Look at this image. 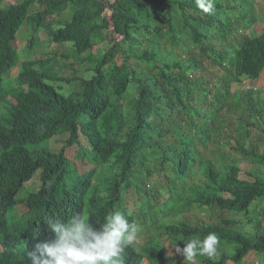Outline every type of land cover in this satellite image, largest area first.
<instances>
[{"label":"trees","instance_id":"1","mask_svg":"<svg viewBox=\"0 0 264 264\" xmlns=\"http://www.w3.org/2000/svg\"><path fill=\"white\" fill-rule=\"evenodd\" d=\"M226 1L215 0V11L208 15L196 0H17L6 5L0 0V264H32L26 251L34 240L36 221L31 216L37 209L26 198L28 209L16 225L5 211L12 212L22 179L39 169L42 188L56 191L59 209L64 210L69 196L80 195L85 217L97 211L96 195L117 198L118 191L109 188L125 177L137 187L147 212L159 202L156 218L177 208L210 207L206 202L221 181L230 183L225 190L232 194L264 199V135L254 141L246 123L255 124L241 112L224 128L205 116L206 94L213 85H207L209 74L216 84L213 67L230 70L223 86H217L222 98L232 83L240 82L242 46L248 39L242 37L241 44L228 40H236V29L253 21V0H230L232 8L241 9L231 21L223 11ZM40 30L56 46L53 53L34 57L41 47ZM25 31L27 43L19 53L13 41ZM262 38L264 33L258 40ZM25 52L32 58L20 59ZM58 55L73 61L60 63ZM16 65L17 74L8 79ZM244 98L247 114H258L260 108L249 95ZM228 102L231 108L233 94ZM231 124L236 135L229 130ZM51 137L54 151L41 144ZM155 155L161 156L160 173L167 165L174 173L182 171L179 165L184 171L198 168L191 175L173 174L165 185L174 195L160 197L162 186L148 187L156 168L149 166L150 157ZM74 160L91 167L79 175ZM249 161L260 169L248 171L249 180L242 179L240 166ZM187 176L185 196L177 186ZM242 207L264 218V203ZM93 219L92 224L100 223ZM192 222L184 234L197 236L199 223ZM146 229L162 230L163 225L156 220V227L143 226L141 231ZM177 236L169 239L175 242ZM147 237L145 245L131 253L139 250L151 264H183L167 260L161 242L150 233ZM261 243L257 252L264 256V236ZM198 259L205 263L204 256Z\"/></svg>","mask_w":264,"mask_h":264},{"label":"clouds","instance_id":"2","mask_svg":"<svg viewBox=\"0 0 264 264\" xmlns=\"http://www.w3.org/2000/svg\"><path fill=\"white\" fill-rule=\"evenodd\" d=\"M229 1L227 0L223 5V11L228 20L231 21L239 16L241 9L240 6L237 9L232 8ZM196 4L204 14L210 15L215 11V0H196ZM229 12L232 13L233 18L229 17ZM249 14L253 17L251 24L249 26L242 25L236 29L233 37L237 41L231 36L228 40V43L241 44L242 37L246 36L248 39L242 46L244 53L240 63L243 65V72H240V82L232 83L227 96L222 98L217 86L219 88L223 86L224 79H227L226 75H229L230 70L227 67L222 69L215 66L213 68L216 84H214L209 74L207 85H213L210 86V92L206 96L211 95L215 103L223 105L229 103L228 99L234 92L233 99L235 103L231 104V108L236 112V116L241 112L245 114V117H250L251 115L247 114L248 104L244 98V94H248L249 99L255 103L256 107L260 108L259 115L254 114L251 121L256 124V117L261 119L262 130L259 129L258 138L262 139L264 135L262 132L264 130V81L261 80V77L264 75V38L261 40H258V38L264 33V28L261 32L249 29L256 21L260 20L259 11H257L254 0L252 6L249 5ZM260 17L262 18V13ZM203 62L209 71L210 62L205 56ZM14 67L11 70H14ZM254 79L257 82H253ZM260 82L262 86L259 87V90L263 93H260L256 87ZM208 105V107H205L207 121L217 122L218 125H227L219 118L218 109L212 108L214 103L209 102ZM50 150L54 151L55 149L50 148ZM75 161H73L74 164ZM151 161H154V165L149 166L156 168H153L155 174L151 172L153 176L148 187L155 189L157 186H162L160 197H164L166 193L174 195L173 191H170L165 185L166 180H169L173 174L191 175L198 168V165H196L195 168L184 171L185 166L181 167L179 165L182 171L174 173L167 165L166 170L160 173L158 164L161 161V156H151ZM259 169V164L254 163L253 165V162L249 161V167L244 172L245 176H240L241 166L239 176L242 179L249 180L251 175L248 171L254 173ZM0 172L1 185L2 176L4 175L1 166ZM77 172V174H81L78 170ZM39 178L40 169L26 180L22 179L16 191V200L13 201L10 208L12 212L7 214L5 211L8 218L12 215L14 225H16L17 219L22 218V214L28 209L25 205L26 198L28 204L37 209L31 216L36 221V227L33 231L34 240L27 245V249L31 253L26 251V255H29L32 259V264H151L149 259H145L146 257L142 256L139 250L131 253L134 251L132 249H137V247L140 249L145 245L148 240V233L154 235L161 242L163 254L167 260H181L182 255L184 258L183 264H240L239 262L245 259L249 252L258 253V249L263 246L261 242L264 236V225L262 224L264 218L255 216L252 211L249 212L247 208L242 206L247 204L249 207L254 205L258 208L260 204L264 203V199L257 197L250 200L249 197L232 194V192L225 190L230 186V183L220 182L218 191L206 202L210 207L198 208L194 206L188 211L177 208L171 211L168 210V212L156 218L155 215L160 212V210H156V207L160 206L159 202H157L155 209L147 212L143 208L137 187L129 178L125 177L109 188L111 191H118V197L109 201L102 194L100 196L95 194L99 198L97 211L94 214L91 213L92 216L85 217L80 213L82 207L79 201L80 195L77 197L69 196L66 201L67 206L64 207V210H60L58 206L60 201L56 199V191L43 189ZM157 178H160L162 182ZM187 178L188 176L184 177L181 184L177 186L178 191L185 196L190 184ZM28 181H32L35 187L34 184L26 185ZM48 199H51V201H47ZM157 201L160 200L157 199ZM46 203L49 205L47 209L44 208ZM194 209L195 212H193ZM74 210L76 213H74ZM91 217L100 223L92 224L90 222ZM156 220L163 225L162 230L146 229L141 231L143 226L156 227ZM191 220L199 223L198 227L201 232L197 236L189 233L184 234L187 225L192 222ZM196 222L191 224L195 225ZM43 223L47 226L44 227ZM210 224H214L213 228H207ZM171 234H178L175 242L169 239ZM220 234L225 236L222 237ZM13 238L18 240L16 236H13ZM18 241L20 242V240ZM222 241L226 244H223ZM166 246L179 253L178 257H169ZM244 248L246 250L242 254ZM218 251L220 256L216 260ZM15 252L16 250H13V253ZM199 256H204L205 263L199 261ZM143 260H146V263ZM261 262L264 264L262 254ZM158 264L163 263L160 261ZM243 264H247L246 260ZM253 264L259 263L254 260Z\"/></svg>","mask_w":264,"mask_h":264},{"label":"rangeland","instance_id":"3","mask_svg":"<svg viewBox=\"0 0 264 264\" xmlns=\"http://www.w3.org/2000/svg\"><path fill=\"white\" fill-rule=\"evenodd\" d=\"M17 0H3V4H12V3H15ZM254 4L256 5V8H257V11H259V21H256L249 29H252L253 31H257V32H261L262 30H263V28H264V0H254ZM262 13V18L260 17V14ZM229 17L230 18H233V16H232V13L231 12H229ZM248 29V30H249ZM248 30L246 31V34H247V32H248ZM22 35H23V37H24V35H25V37L26 38H22ZM38 35H39V41H40V43H41V47H39L38 49H37V51L35 52V54H33V56L35 55V56H41V55H43V54H45V53H53L54 52V50H55V44H54V42H51L48 38H47V36H46V34L42 31V30H40L39 31V33H38ZM26 43H27V33H26V31L24 32V34L21 32H19L18 33V35H17V37L15 38V40L13 41V46L15 47V49L17 50V51H19V53L23 50V48H24V46L26 45ZM168 43H170V42H168ZM102 46H104V47H107L106 45H102ZM23 52V51H22ZM184 55V54H183ZM34 56V57H35ZM26 57H28V58H32V54H29L28 52H25V53H23L21 56H20V59H23V58H26ZM119 58V60L121 59V57L119 56L118 57ZM19 59V60H20ZM57 59L59 60V62L60 63H70V62H72L73 61V59H67V60H65L64 58H62L60 55H58L57 56ZM19 62L20 61H18V65H19ZM18 65H16L14 68L18 71ZM78 68V67H77ZM76 68V69H77ZM11 70L8 74H7V78L9 79L10 77H13V76H15L16 75V70ZM76 69H75V71H76ZM61 71H62V69H61ZM60 71V72H61ZM64 72H65V70H64ZM78 73L79 74H81L82 73V69H79V71H78ZM61 74H62V72H61ZM261 80H263L264 81V75H262V77H261ZM253 82H257V80L256 79H254V80H252ZM66 86H69V85H66ZM262 85H261V82L260 83H258L257 85H256V87H257V89H258V91L260 92V93H263V92H261V90H259V87H261ZM70 87V86H69ZM235 89V88H234ZM132 90L133 89H129V91H131V93H132ZM130 93V92H129ZM130 93V94H131ZM234 93V92H233ZM232 93V94H233ZM211 95H207V105H206V107H208L209 105H208V103L209 102H212V103H214V106H212V108H217L218 109V114H219V118H221V120H222V122L224 123V124H230V123H235V119H236V112L232 109V108H229L228 107V105H226L227 103H225V104H223V105H220V104H218V103H215V101L213 100V97L211 96ZM185 100H186V96H185ZM254 118V115H251L250 117H249V119L251 120V119H253ZM82 119H87V117H85V116H82ZM256 122H257V125L255 124L254 126L253 125H250L249 123H246L247 124V129H248V132H249V134H250V136H252V139L254 140V141H256V142H258V140H259V138H258V135H259V127L260 128H262V121L260 120V118H258V117H256ZM226 126V125H225ZM224 125L223 126H221L220 128H224L225 127ZM231 127L229 128V130L231 131V133H234L235 134V128H234V126H235V124H231L230 125ZM55 141V137L53 138V137H51V138H48V139H45V141L43 142H41V144L44 146V147H46V148H53V149H57V147H56V145L53 143ZM80 142L81 143H83V144H86L85 143V139L84 138H81L80 139ZM220 144H221V146H222V142H220ZM245 144H250V141L249 140H247V143H245ZM262 144V143H261ZM263 147V146H262ZM262 147L260 146L259 147V152H261V149H262ZM227 153V152H226ZM75 163H76V168H77V170L79 171V172H83V171H85V170H87V169H89L91 166L88 164V163H86V162H82V161H79V160H76L75 161ZM151 166H153L154 165V161H151V164H150ZM253 165H254V162H253ZM248 167H249V163L247 164V163H243L242 165H241V172H240V176L241 177H244L245 176V174H244V172H245V170H247L248 169ZM166 172H168V171H166ZM160 182H162L161 181V179L160 178H157ZM31 184H34L32 181H28L27 183H26V185H31ZM34 187H35V184H34ZM22 194V193H21ZM20 195V194H19ZM193 212H195V209L193 210ZM262 224L264 225V220L262 221ZM166 252H167V255L170 257H175V258H177L178 257V255H179V253H176V251H173L170 247H167L166 246ZM219 256H220V252L218 251V254H217V256H216V260H218V258H219ZM181 260L183 261L184 260V258H183V256L181 255ZM245 260H246V262H247V264H253V261L254 260H256L259 264H262V262H261V254H258V253H256V252H254V251H251V252H249L248 253V255L245 257V259H243L241 262H239L240 264H243V263H245ZM143 262L144 263H146V260H143Z\"/></svg>","mask_w":264,"mask_h":264},{"label":"bare ground","instance_id":"4","mask_svg":"<svg viewBox=\"0 0 264 264\" xmlns=\"http://www.w3.org/2000/svg\"><path fill=\"white\" fill-rule=\"evenodd\" d=\"M112 78V77H111ZM145 259H150V258H145Z\"/></svg>","mask_w":264,"mask_h":264}]
</instances>
